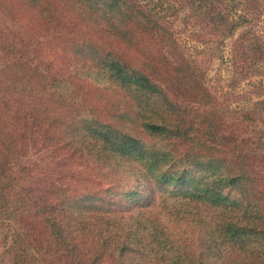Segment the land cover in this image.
Listing matches in <instances>:
<instances>
[{
    "label": "trees",
    "instance_id": "obj_1",
    "mask_svg": "<svg viewBox=\"0 0 264 264\" xmlns=\"http://www.w3.org/2000/svg\"><path fill=\"white\" fill-rule=\"evenodd\" d=\"M172 1L0 0L13 264H264V84L236 105L213 93L163 13ZM177 1L222 39L245 18L234 1ZM246 31L232 58L256 64L264 46ZM37 141L94 178L31 185L20 158Z\"/></svg>",
    "mask_w": 264,
    "mask_h": 264
},
{
    "label": "rangeland",
    "instance_id": "obj_2",
    "mask_svg": "<svg viewBox=\"0 0 264 264\" xmlns=\"http://www.w3.org/2000/svg\"><path fill=\"white\" fill-rule=\"evenodd\" d=\"M228 1H234L230 5L231 15L238 17V14L242 13L245 18H241L240 25L234 33L224 39L211 35L201 25L184 21L182 15L185 10L179 8L177 0L172 1L171 7L163 13L166 12L172 20L182 50L192 64L203 73L209 89L223 102L236 105L243 102L245 97H248V92L255 89L256 85L264 84V60L254 64L235 62L232 58V44L242 29L247 30L250 37L257 39L264 46V0H260L259 9L251 12H245L241 8L243 2L240 4L239 0ZM253 71L257 73L253 74ZM24 149L20 162L29 172L30 180L27 182L33 186L43 189L52 184H62L72 180L68 174L73 172L84 173L94 178L84 165L68 157L66 152L56 145L37 141ZM15 205L10 199L7 209L0 212V264H13L10 245L18 226Z\"/></svg>",
    "mask_w": 264,
    "mask_h": 264
}]
</instances>
